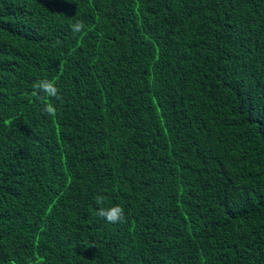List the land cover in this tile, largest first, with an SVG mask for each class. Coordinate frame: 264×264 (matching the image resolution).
Masks as SVG:
<instances>
[{"label":"trees","instance_id":"16d2710c","mask_svg":"<svg viewBox=\"0 0 264 264\" xmlns=\"http://www.w3.org/2000/svg\"><path fill=\"white\" fill-rule=\"evenodd\" d=\"M0 264H264V0H0Z\"/></svg>","mask_w":264,"mask_h":264},{"label":"clouds","instance_id":"9594fccd","mask_svg":"<svg viewBox=\"0 0 264 264\" xmlns=\"http://www.w3.org/2000/svg\"><path fill=\"white\" fill-rule=\"evenodd\" d=\"M83 28L84 24L82 21H77L71 26V30L74 33L81 32ZM33 88L45 93L47 97L55 98L57 100L61 99L59 89L55 86L54 82L50 80L38 81L33 85ZM44 111L50 116L56 114V109L51 102L45 104ZM103 200V196L96 197L97 204H102ZM97 215L104 218L108 223L113 224L123 222L124 220V210L119 205L111 206L107 209L101 207L98 209Z\"/></svg>","mask_w":264,"mask_h":264}]
</instances>
